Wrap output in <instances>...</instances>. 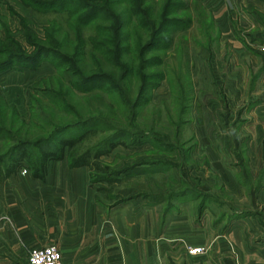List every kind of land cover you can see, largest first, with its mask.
I'll return each instance as SVG.
<instances>
[{
    "label": "crops",
    "instance_id": "obj_1",
    "mask_svg": "<svg viewBox=\"0 0 264 264\" xmlns=\"http://www.w3.org/2000/svg\"><path fill=\"white\" fill-rule=\"evenodd\" d=\"M200 1L218 30V44L234 45V66L248 62L250 69L245 116L240 119L239 112L227 121V136L206 134L199 125L200 136L193 135L191 157L203 142L206 164L218 178L201 188L210 198H183L170 209L137 200L102 206L87 167L70 169L65 159L49 162L40 180L20 163L0 178V264H27L29 250L51 244L62 264H264V26L256 18L248 24L255 30L251 48L241 51L232 24L243 22L242 8L234 0ZM228 76L229 92L237 95L241 76ZM188 248L205 252L190 255Z\"/></svg>",
    "mask_w": 264,
    "mask_h": 264
},
{
    "label": "rangeland",
    "instance_id": "obj_2",
    "mask_svg": "<svg viewBox=\"0 0 264 264\" xmlns=\"http://www.w3.org/2000/svg\"><path fill=\"white\" fill-rule=\"evenodd\" d=\"M156 1L158 2L156 4H161V0ZM181 1L187 4L190 9L192 5H199L200 8H203L200 0ZM234 1V5L238 9L241 7L243 10L242 13L240 12V16L244 17L243 22H233L232 26L236 33L235 35L242 39V46L239 48L244 51V48H251L252 42L249 39L252 38V33L255 31L247 28L248 24L253 23L256 18L264 26V11L257 12L254 10L255 5L264 8V0H251L255 5H252L249 0ZM4 5L6 8L11 9L12 16L4 10ZM4 5L0 4L1 15L5 16V20L2 23L9 28L11 33L13 32L17 36V30L13 29L18 28L16 25L18 21L15 16L21 17L22 13L21 11L19 12L14 0L6 1ZM252 12H254V16ZM206 14L202 11L198 19L195 14L194 25L189 31V35L184 33L175 36V42L171 50L152 51L148 55V57H154L164 54V57H162L164 63L161 70L166 74V80L156 90L150 91L149 103L140 109L139 116L136 114L131 117L129 107H127L137 96L138 84L136 81L133 83L122 81L120 85L121 93L117 101L116 96L114 100L111 95L109 97L98 92L99 86L86 89L84 87L88 91L87 94L89 96H87L78 91L75 85L74 87L73 85H68V79L73 80L74 78L65 71L67 67L59 58L46 57L42 59L40 66L42 65L44 69L38 66L34 70L21 68L10 69L0 73V153L4 150L5 140L3 138L33 140L49 136L56 127L59 128L76 123L88 116H97L103 119L106 116L107 120H104L116 127H118L120 121V129H124L129 133L133 132L130 126L135 125L140 132L157 139L155 144L159 146L158 149L165 148L163 145L167 142H170L171 145L175 144L173 137L176 132L179 133L180 144L195 134L200 136L199 126L204 127L202 130L206 134L216 131L220 136H227L230 132V127L225 125L227 121L237 117L239 112L240 119L245 116L243 107L246 104L245 83L250 69L245 67L248 62L246 64L240 62L239 66L242 67L241 69L234 66V53L236 51L234 45L226 43L220 46L218 44L219 34L216 35L214 28H211L210 32L206 33L207 36L205 35V28L210 26ZM180 15L192 16V13L182 12ZM34 17L38 21V27L41 24H48L50 21L51 27L53 23H57L61 29L60 33H58V36H52L51 39L62 43L60 46H64L61 50L63 54L72 53L73 34L69 24H67L70 20L67 22L66 15L48 14L43 16L34 15ZM41 29L44 30L42 27ZM41 29L35 28V35L44 41L45 33L41 32ZM246 30H248V33ZM83 34L87 38L93 35V31L91 28H86ZM245 38L247 42L244 40ZM16 40L19 41V37ZM180 40H183L182 43H187L186 52L181 50L182 44H179ZM32 50V48L27 47L24 52L29 54ZM188 54L190 56L189 64L187 65L189 75L185 76L187 68H185L184 62ZM182 56L184 57L182 58ZM125 57L126 55L121 57L120 62L126 61ZM127 59L130 61L129 63L134 60L133 57L131 59V56H127ZM77 66L84 75L97 72L102 67L100 70L109 72L113 79H120V71L118 69L104 64L99 66L93 58H90L89 51L82 58L81 66ZM214 68L215 70L218 69L215 73L213 72ZM10 71L11 73H9ZM150 71H153V69ZM234 72L241 76L239 82H237L238 85H236L239 88L237 95L234 89L235 95L229 92L227 85L229 73ZM4 74L7 75L4 76ZM243 78H246L244 83L241 82ZM126 101H128L127 106ZM115 102L120 104V106L118 107ZM108 134L107 132L98 131L88 135L83 140L80 148L84 150L93 147ZM209 137L211 138V135ZM196 143L194 139L187 145ZM202 144L203 142L199 143L202 150L195 153L192 157L191 154L189 160L183 158V152H181L180 148L178 152L163 154L158 150L152 149L156 147H152L149 144L131 148L117 147L109 156L102 157L108 176L112 180L118 181L116 185H113L114 193L110 194V196H115L113 198L116 203L108 204V207L114 205L122 206L130 201L132 202V200L148 205L152 201L144 198L143 194L167 196L163 192L168 193L170 189L174 193L192 188L202 192V187L216 182L215 174L209 164H206L208 156L204 148H202ZM175 145L179 146V144ZM195 147L196 145L194 146V152L196 150ZM222 156L224 159V154ZM225 162L230 166L228 153H226ZM152 164L153 167L148 169H160L163 171L164 168H167L169 173L167 176L161 172L135 175L128 181L123 179L122 176L120 177L121 170L134 165L142 170V167L151 166ZM20 166L27 169L23 162H21ZM120 180L122 181L120 182ZM198 180L199 187L196 188L194 185H197L195 183ZM210 191L213 192V189L211 188Z\"/></svg>",
    "mask_w": 264,
    "mask_h": 264
},
{
    "label": "trees",
    "instance_id": "obj_3",
    "mask_svg": "<svg viewBox=\"0 0 264 264\" xmlns=\"http://www.w3.org/2000/svg\"><path fill=\"white\" fill-rule=\"evenodd\" d=\"M6 1L9 0H2L0 4L3 6ZM14 1L19 12L21 11L22 13L21 17L15 16L18 21L16 24L18 28L13 29L17 30V36L12 32L13 35L9 28L2 23L5 20V16L1 15L0 12V25L3 33L0 38V73L10 69L21 68L34 70L42 64V59L46 57L59 58L67 67L65 71L74 78L73 80L68 79V85H73V87L75 85L78 91L87 96L89 95L87 94L88 91L85 90L86 88L99 86L98 92L109 97L111 95L114 100L116 96L117 101L118 97H120L122 81H130L132 83L136 81L138 84L137 96L129 106H127L128 101H126L131 117L136 114L139 116L140 109L149 103L150 91L156 90L166 80V74L161 70L164 63L162 58L164 54L148 57L152 51L171 50L175 42L174 37L184 33L189 35V31L194 25L195 14L198 19L202 11L207 13L206 16L210 22L209 28L204 30L206 31L204 32L205 35L210 32L211 28H214L216 35L218 34L210 13L200 8L199 5H192L190 9L181 0H161L160 5L156 4L158 3L156 0ZM4 10L12 16L11 9L5 7ZM182 12H191L192 16H181ZM48 14L66 15L67 22L70 20L67 24H69L73 34L72 53L63 54L61 50L64 46H60L62 43L51 39L52 36H58V33H60L61 29L57 23H53L52 27L51 21L48 24L39 25L40 28L37 26L38 21L35 20L34 15L43 16ZM35 28L41 29V32L45 33L44 41L37 38ZM86 28H91L93 31V35L87 38L83 34ZM17 37H19V41L16 40ZM182 41H179V44H182L181 50L186 52L187 43H182ZM27 47L33 49L29 54L24 52ZM88 51L90 58H93L99 66L104 64L118 69L120 71V79H113L109 72L100 70L102 67L97 72L84 75L77 65L81 66V60ZM125 55L126 61L120 62L121 57ZM127 56H131V59L132 57L134 58L132 63H129ZM189 58L188 54L184 62L185 68L189 64ZM151 69L153 71H150ZM188 71L187 68L185 76L189 75ZM116 104L118 107L120 106V104ZM104 119L107 120V117L104 116ZM104 119L97 116H88L76 123L59 128L56 127L49 136L33 140L3 138L5 145L3 152L0 153V178L8 176L23 162L34 178L44 180L48 163L65 159L70 169L81 167L89 169L90 186L96 193L98 203L104 206L116 203L113 198L115 196H110V194L114 193L113 185H116L118 181L112 180L108 176L102 157L109 156L117 147L131 148L149 144L152 147H156L152 149L158 150L163 154L178 152L180 148L181 152H183V158L189 160L196 145H187V143H191L194 140L193 136L180 144L179 133L176 132L173 138L175 144H179V146L171 145L170 142H167L163 145L165 148L158 149L159 146L155 144L157 139L140 132L135 125L130 126L133 132L129 133L124 129H120V121L118 127H116ZM98 131L109 134L93 147L82 150L80 146L85 137ZM192 162L196 164L194 161ZM153 164L151 166H141L142 170L138 169L136 164L133 167L121 170L120 177L122 176L123 179L128 181L135 175L158 172L167 176L169 173L167 168H164L163 171L160 169H148L153 167ZM134 168L137 169L134 170ZM198 183L199 180L194 187L198 188ZM169 191L168 193L163 192L167 196H160L159 194L152 196L146 193L143 194V197L152 201L151 205L164 204L167 209H170L176 201L183 198L199 197L205 201L210 198L207 190L199 192L192 188L183 189L176 193L172 189Z\"/></svg>",
    "mask_w": 264,
    "mask_h": 264
},
{
    "label": "built area",
    "instance_id": "obj_4",
    "mask_svg": "<svg viewBox=\"0 0 264 264\" xmlns=\"http://www.w3.org/2000/svg\"><path fill=\"white\" fill-rule=\"evenodd\" d=\"M25 172V170L21 171L23 174ZM204 252L205 250L203 248H188V253L190 255H198ZM27 264H62V256L59 249L51 244L29 250Z\"/></svg>",
    "mask_w": 264,
    "mask_h": 264
}]
</instances>
